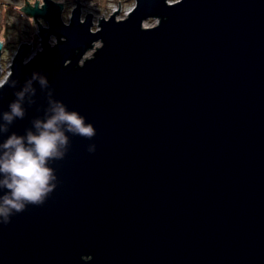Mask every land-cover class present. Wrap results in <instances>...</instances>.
Masks as SVG:
<instances>
[{"label": "water", "instance_id": "obj_1", "mask_svg": "<svg viewBox=\"0 0 264 264\" xmlns=\"http://www.w3.org/2000/svg\"><path fill=\"white\" fill-rule=\"evenodd\" d=\"M41 1L0 82V264H264V0L93 30Z\"/></svg>", "mask_w": 264, "mask_h": 264}, {"label": "rangeland", "instance_id": "obj_2", "mask_svg": "<svg viewBox=\"0 0 264 264\" xmlns=\"http://www.w3.org/2000/svg\"><path fill=\"white\" fill-rule=\"evenodd\" d=\"M28 4L33 5L35 0H26ZM61 1V0H59ZM119 0H80L82 15L91 12L93 17L92 29L96 28L98 19L101 16L108 15L109 7ZM123 8L128 9L134 5V0H120ZM175 0H169L173 2ZM65 10L68 13H62V18L67 22L70 14V6L75 5V0H64ZM25 0H0V82H2L10 72V65L14 52L20 42L33 39L32 53L40 46L34 38L35 23L32 17L27 16L20 8L26 6ZM72 9V8H71ZM157 23V19L149 18L144 22V26H152ZM31 35L33 38H31ZM98 45L97 43L95 44ZM93 49L86 53V57L92 55Z\"/></svg>", "mask_w": 264, "mask_h": 264}, {"label": "built area", "instance_id": "obj_3", "mask_svg": "<svg viewBox=\"0 0 264 264\" xmlns=\"http://www.w3.org/2000/svg\"><path fill=\"white\" fill-rule=\"evenodd\" d=\"M40 1V5H41V0H39ZM55 1H59V0H55ZM60 2H62V4H63V11H64V9L66 8V6H65V3H64V0H61ZM118 2H119V4H118ZM134 6V5H133ZM133 6L132 7H130V8H128V9H125V8H123V6H122V3H121V1H117L116 3H113V5H111L110 7H109V11H108V15H106V16H103V17H108L111 13H113L114 11H116L117 9H118V7H119V11L118 12H116V18H118V19H122V18H124V17H126L127 15H128V13L130 12V10L133 8ZM70 8V10H71V6L69 7ZM69 11V10H68ZM102 17V16H101ZM35 23V22H34ZM42 24H43V26H46V23L45 22H43L42 21ZM38 32H39V30H38V26L36 25V23H35V27H34V33H33V35L35 36L34 38L37 40V44L40 46V44H39V41H40V37H39V34H38ZM31 38H33V36L31 37ZM50 41L52 42V43H54L55 42V38L53 37V36H51L50 37ZM25 42H27L29 45H30V47H31V50H32V48H33V43H34V41H33V39H30L29 41H25ZM39 49V48H38ZM32 52V51H31Z\"/></svg>", "mask_w": 264, "mask_h": 264}, {"label": "trees", "instance_id": "obj_4", "mask_svg": "<svg viewBox=\"0 0 264 264\" xmlns=\"http://www.w3.org/2000/svg\"><path fill=\"white\" fill-rule=\"evenodd\" d=\"M119 1H120V0H119ZM63 13H64V14L68 13V9H66V10L64 9ZM31 37H32V35H31Z\"/></svg>", "mask_w": 264, "mask_h": 264}, {"label": "clouds", "instance_id": "obj_5", "mask_svg": "<svg viewBox=\"0 0 264 264\" xmlns=\"http://www.w3.org/2000/svg\"><path fill=\"white\" fill-rule=\"evenodd\" d=\"M93 30V29H92Z\"/></svg>", "mask_w": 264, "mask_h": 264}]
</instances>
